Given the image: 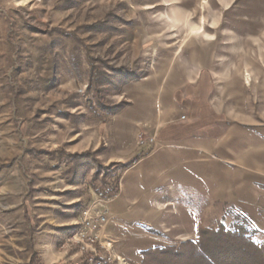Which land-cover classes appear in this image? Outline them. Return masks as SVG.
Here are the masks:
<instances>
[{
	"label": "rangeland",
	"instance_id": "rangeland-1",
	"mask_svg": "<svg viewBox=\"0 0 264 264\" xmlns=\"http://www.w3.org/2000/svg\"><path fill=\"white\" fill-rule=\"evenodd\" d=\"M171 85L187 105L200 93L227 131L236 125L227 171L264 172V0H0V264L43 262L33 235L66 236L91 185L145 153L126 120L141 111L134 102ZM189 201L202 220L178 199L162 205L175 215L145 226L154 246L254 208ZM254 223L264 238V220ZM121 232L111 251L143 264L142 231Z\"/></svg>",
	"mask_w": 264,
	"mask_h": 264
},
{
	"label": "crops",
	"instance_id": "crops-1",
	"mask_svg": "<svg viewBox=\"0 0 264 264\" xmlns=\"http://www.w3.org/2000/svg\"><path fill=\"white\" fill-rule=\"evenodd\" d=\"M179 88V85H171L158 94L152 92L151 96L147 94L134 102L133 108L142 112L129 117L126 124L132 131L130 141L133 140V146L145 153L124 171L119 192L102 203L112 216L101 232L104 243L119 239L123 234L121 230L131 227L135 234L142 231L138 233L140 241L136 243L143 247L142 251L153 247V235L144 228L155 229L154 224L164 215H175L162 208V205H171L175 199L182 205L181 212L194 214L193 219L202 220L203 215L189 199L202 205L210 201H228L238 206H253L250 211L241 208L252 220H264V172L253 171L255 175L252 176L245 172L243 178L235 177L226 168L227 156L236 155L230 148L227 154L228 142L236 140V125L227 131L225 119L220 122L218 116L215 117L218 112H211L209 101L199 98L200 93L195 92L193 99L196 100L188 101V105L178 100L176 92ZM184 110L188 111L187 120L180 117ZM137 130L144 132L141 138ZM242 180L246 182L242 184ZM96 194L91 188L86 201L95 199ZM87 205L85 203L84 207ZM199 227H186V240L195 238ZM32 240L34 251L45 264L66 263L74 258L73 251L76 256L75 248L67 250L64 246L65 233L55 234L53 230L44 229L33 235ZM159 245L167 244L155 246Z\"/></svg>",
	"mask_w": 264,
	"mask_h": 264
},
{
	"label": "trees",
	"instance_id": "trees-1",
	"mask_svg": "<svg viewBox=\"0 0 264 264\" xmlns=\"http://www.w3.org/2000/svg\"><path fill=\"white\" fill-rule=\"evenodd\" d=\"M139 158L122 164L121 171L110 175L102 185L93 184L91 187L96 192L102 191L108 198L114 197L120 190L122 174ZM261 234L254 220L238 209L229 225L224 216L216 225H201L195 239L143 250V264H264V238ZM79 260L84 264L87 257L81 256ZM31 261L45 264L36 254Z\"/></svg>",
	"mask_w": 264,
	"mask_h": 264
},
{
	"label": "built area",
	"instance_id": "built-area-1",
	"mask_svg": "<svg viewBox=\"0 0 264 264\" xmlns=\"http://www.w3.org/2000/svg\"><path fill=\"white\" fill-rule=\"evenodd\" d=\"M185 117L181 115V119ZM109 199L102 191L97 192L96 198L83 208L80 219L65 236L64 246L67 249L75 248L79 257L86 256V264H115L117 261L121 264L119 256L111 251V243L105 244L101 237L103 228L110 221V211L102 203ZM103 249H106V253H103ZM74 264H81L79 258Z\"/></svg>",
	"mask_w": 264,
	"mask_h": 264
}]
</instances>
